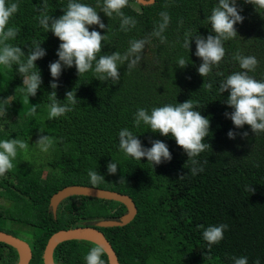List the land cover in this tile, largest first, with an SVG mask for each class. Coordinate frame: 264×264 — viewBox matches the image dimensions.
Instances as JSON below:
<instances>
[{"label": "trees", "instance_id": "1", "mask_svg": "<svg viewBox=\"0 0 264 264\" xmlns=\"http://www.w3.org/2000/svg\"><path fill=\"white\" fill-rule=\"evenodd\" d=\"M9 2L19 5L9 22V27L19 30L18 35L9 42L21 47L27 56L35 41L46 50V55L35 62L42 84L36 96L29 97V104L24 102L23 77L17 66L0 70V101L12 97L7 105L0 103V108H6V114H0V141L18 138L28 144L32 153L33 148L40 150L35 145L40 135L54 138L53 147L43 152L46 162L38 165L29 154L33 158L25 166L11 170L15 190L0 181L4 189L0 196L15 202L13 209L0 210V231L30 244V264H44V250L54 233L76 226H94L101 220H119L127 213L121 203L76 196L64 201L54 217L51 197L68 186L94 187L89 170L104 177V182L94 188L129 195L138 209L129 225L100 228L120 264H233L232 257L241 256H246L249 264L257 259L264 264V133L254 134L247 125L235 128L225 116L233 111L225 103L229 93L221 94L218 90L230 74L241 71L238 61L233 59L237 52L257 59L258 65L249 75L264 81V10L236 0L244 17L242 23L235 25L238 36L224 42L225 57L208 76L201 77L197 69L202 61L195 55V36L215 35L207 18L218 0H156L149 6L139 5L138 9L134 7L135 0H128L122 11L137 23L127 32L121 31L119 17L114 14L108 18L101 12L103 0H80L95 8L106 26L89 27V31L107 35L102 41L101 55H123L130 41L150 39L140 64L131 71L127 63L119 65L120 81L113 84L111 80H97L93 71L79 77L75 66L63 68L59 79L53 81L49 64L58 60L56 52L61 42L43 29L38 18L45 4L48 15L59 18L68 0ZM162 11L170 16L164 43L150 36L161 22ZM186 34L193 37L189 50L183 46ZM181 57L187 61L185 68L178 67ZM52 82L59 85L55 89L57 100L63 102L66 92L74 90L79 101L73 111L50 120ZM189 99L197 105L194 110L210 121L205 143L211 148L197 157V166L204 170L195 176L190 174L192 165L187 163V155L174 138L152 133L143 123L134 127L138 109L151 112L155 107ZM35 105H39L37 113L28 116L29 108ZM11 116L13 120L7 119ZM124 128L137 135L144 148H150V141L154 140L167 144L171 161L153 166L146 158L137 161L126 156L119 147V132ZM229 131L236 133L235 139L228 138ZM243 132H248L246 138L242 137ZM112 161L118 165L114 175L107 172V164ZM181 176L184 177L180 179ZM121 177L125 183L119 184ZM250 186L252 193L244 191ZM220 224L228 225V229L223 240L208 253L203 229L197 226ZM95 246L89 242H66L57 247L54 258L59 264H86L84 258ZM101 259L109 264L106 254ZM0 260L17 264L18 254L14 248L0 243Z\"/></svg>", "mask_w": 264, "mask_h": 264}, {"label": "clouds", "instance_id": "2", "mask_svg": "<svg viewBox=\"0 0 264 264\" xmlns=\"http://www.w3.org/2000/svg\"><path fill=\"white\" fill-rule=\"evenodd\" d=\"M245 2L253 5L256 10H264V0H245ZM127 5L128 0H103L101 8V12L108 18L113 17L114 14L119 17L121 20L120 29L125 32L134 28L137 23L134 18L123 13L122 9ZM18 7V3L0 0V70H11L14 65L17 66L18 73L23 77L21 91L24 94V102L29 104V97H35L42 84L41 73L39 70L37 71L35 62L46 55V50L41 47V44L34 41L25 56L21 47L14 46L9 42L18 35L19 30L16 27H9L10 19L18 12ZM240 11L237 8L236 0H218L211 15L207 18L211 25V31L215 35L210 34L206 38L195 36V55L202 61L197 69L201 77L208 76L212 68L218 67L225 57L224 42L238 36L235 25L244 20ZM63 12L64 14L59 18H53L48 15L45 4L38 18L43 29L46 32H51L61 42L56 52L58 60L49 64L53 81L59 79L63 68L75 66L79 77L93 71L97 80H111L113 84H117L120 81L119 65L127 63V68L131 71L140 64L145 45L150 43L149 38L130 41V46L123 55L119 52L101 55L102 41L107 39V35L102 36L95 30L89 31V27L94 25L100 29L106 27L95 8L81 3L80 0H68L67 8ZM160 17L161 22L150 36L159 38L160 42L164 43L167 38L163 34L170 23V16L166 11H162ZM192 38L186 34L183 46L188 50ZM233 59L238 61L241 71L230 74L219 84L218 89L221 94L229 93L225 103L233 111L230 114L226 112L225 116L232 121L237 129L247 125L254 134L264 133V81H258L249 75L250 72L255 71L258 61L254 56H243L239 52L233 55ZM177 63L180 68H185L188 65L183 57L179 58ZM58 86L55 82L50 84L53 89L49 95L51 103L48 105L50 120L73 111L79 101L74 90L66 92V99L63 102L57 100L55 89ZM207 87L211 90L212 84L209 83ZM11 98L8 97L0 103L7 105ZM38 106H31L27 115L34 116ZM195 107L197 105L189 99L176 105L167 104L155 107L151 112L141 108L137 110L134 117V127L139 128L143 123V125L149 126L152 133L174 138L177 146L183 149L187 155V163L192 165L189 170L192 176L203 172V167L197 166L199 165L197 157L211 148L210 144L205 143L206 137L209 136L210 121L202 116L200 111L194 110ZM0 114H6V108H0ZM227 135L229 139L236 137V133L233 131H229ZM247 136L248 132L242 133V137L246 138ZM137 137L127 128L119 132V147L126 156L137 161L146 158L148 163L153 166L171 161L172 155L167 144L160 140H154L150 141L152 145L150 148H144ZM35 145L46 153L53 147L54 138L40 135ZM28 147L26 142L18 138L0 141V176H4L13 169V161L17 158L18 151H27ZM117 168L118 165L115 162L108 163V174H116ZM88 177L94 187L104 182V177L93 170L88 171ZM183 177L181 176L180 179ZM121 183H125L123 177L119 180V184ZM244 191L252 193L254 189L250 186L245 187ZM197 227L203 229L202 237L207 242L208 253L213 245H218L223 240L224 232L228 229L226 224L208 226L207 228L203 225ZM105 254L106 249L97 245L90 249L84 259L86 264H105V261L101 259ZM232 260L233 264H249L246 256L232 257ZM253 264H260V260H255Z\"/></svg>", "mask_w": 264, "mask_h": 264}, {"label": "water", "instance_id": "3", "mask_svg": "<svg viewBox=\"0 0 264 264\" xmlns=\"http://www.w3.org/2000/svg\"><path fill=\"white\" fill-rule=\"evenodd\" d=\"M141 6H149L156 0H135ZM89 197L99 200L115 201L123 204L127 213L119 220H101L94 226H76L60 230L54 233L48 240L43 254L44 264H58L54 258L57 247L63 243L70 241L89 242L94 245H101L106 249L109 264H120L118 256L113 249L111 243L100 231V228L125 227L129 225L137 216L138 209L135 202L129 195L106 189H98L89 186L73 185L63 188L51 197L50 209L56 216L60 206L64 201L71 197ZM0 243L6 244L14 248L18 254L17 264H30L33 253L28 242L14 235L0 231Z\"/></svg>", "mask_w": 264, "mask_h": 264}, {"label": "rangeland", "instance_id": "4", "mask_svg": "<svg viewBox=\"0 0 264 264\" xmlns=\"http://www.w3.org/2000/svg\"><path fill=\"white\" fill-rule=\"evenodd\" d=\"M134 7L138 9L139 5L135 3ZM7 119L13 120L14 117L11 116ZM29 154L33 155L34 160L37 162L38 165H40V163L43 164L44 162H46V154L43 153L41 150H37V148H33L32 153H29V149H27V151H21L20 154L17 155V158L13 161V164H14L13 169L21 167V165H26V163H28L33 158ZM46 174H47V170L44 171V175ZM3 203H6V201L3 199H0V204H3ZM0 262L4 264V260H0Z\"/></svg>", "mask_w": 264, "mask_h": 264}, {"label": "flooded vegetation", "instance_id": "5", "mask_svg": "<svg viewBox=\"0 0 264 264\" xmlns=\"http://www.w3.org/2000/svg\"><path fill=\"white\" fill-rule=\"evenodd\" d=\"M139 5V4H138ZM141 6V5H140ZM3 130V129H2ZM25 166V165H23ZM15 169V168H14ZM13 171H9L7 172L4 176H0V181L5 182V186L8 187L9 189L15 190V188L13 187L12 184H16V180L15 177L11 175V173ZM0 192L4 193V189L0 187ZM5 192L8 194V192L5 190ZM0 199H3L6 201V203L0 204V209L1 211H4L6 209H13V205L15 204L14 200L10 199L8 196H4L1 195ZM60 209V208H59ZM51 210V209H50ZM52 212V211H51ZM59 212V210H58ZM57 212V214H58ZM54 215V214H53ZM54 217H57V215ZM27 220H29V218L27 217ZM30 221V220H29ZM31 224H29L27 227H25V229H28L30 227ZM59 264V262H57Z\"/></svg>", "mask_w": 264, "mask_h": 264}]
</instances>
